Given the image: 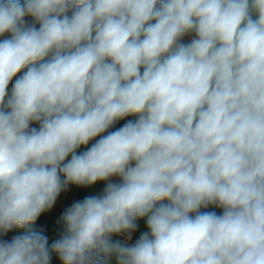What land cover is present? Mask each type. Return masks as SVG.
<instances>
[{
	"label": "clouds",
	"instance_id": "9594fccd",
	"mask_svg": "<svg viewBox=\"0 0 264 264\" xmlns=\"http://www.w3.org/2000/svg\"><path fill=\"white\" fill-rule=\"evenodd\" d=\"M98 181L60 239L32 229ZM13 228L0 264H264V0H0Z\"/></svg>",
	"mask_w": 264,
	"mask_h": 264
},
{
	"label": "crops",
	"instance_id": "0c3cea01",
	"mask_svg": "<svg viewBox=\"0 0 264 264\" xmlns=\"http://www.w3.org/2000/svg\"><path fill=\"white\" fill-rule=\"evenodd\" d=\"M11 84L9 85V89H11ZM32 126L38 127V124H33ZM96 139H99L97 137ZM95 140L89 142V147L91 146L92 143H94ZM85 150V146H81L78 151H83ZM70 158V157H69ZM102 193L101 188L99 187L98 182L95 185H92L90 187H77L75 185H71L69 189L65 192H62L60 196L57 198V201L55 205L53 206L52 209L42 213V215L52 219L55 221L62 229V225L59 223L60 217L62 216L64 210L69 207L73 202L82 200L84 197L89 196V195H99ZM218 212L222 211L221 209H214ZM138 229L132 234V239L128 241L129 244L134 243L136 239L139 238V235L141 232L147 231V226H146V219H139L138 221ZM113 239H124V237H116L114 236ZM0 240H5L2 237H0ZM115 257H112L110 260H114ZM58 264H62V261H60Z\"/></svg>",
	"mask_w": 264,
	"mask_h": 264
},
{
	"label": "trees",
	"instance_id": "16d2710c",
	"mask_svg": "<svg viewBox=\"0 0 264 264\" xmlns=\"http://www.w3.org/2000/svg\"><path fill=\"white\" fill-rule=\"evenodd\" d=\"M31 227L34 231L42 233L47 237L49 246L56 240L60 239L63 234V229L55 221L42 214ZM25 231L26 229L23 228H13L6 234L0 235V237L10 242L16 235L23 234ZM59 261L60 259L58 255L53 253L50 264H58ZM108 264H117V262L109 260Z\"/></svg>",
	"mask_w": 264,
	"mask_h": 264
},
{
	"label": "rangeland",
	"instance_id": "374dc122",
	"mask_svg": "<svg viewBox=\"0 0 264 264\" xmlns=\"http://www.w3.org/2000/svg\"><path fill=\"white\" fill-rule=\"evenodd\" d=\"M185 39H189V37H185ZM18 75H20V74H18ZM15 79V78H14ZM12 83H14V80H13V82ZM11 84V83H10ZM132 118H134V117H127V118H125L124 120H121V121H119L114 127L115 128H118V127H121L126 121H127V119H132ZM114 130V129H113ZM106 134V133H105ZM114 179H118V178H114ZM98 184H99V187L101 188V190L103 191V189H104V187H105V182H99L98 181ZM115 260V262H117L116 261V259H114ZM60 262V261H59ZM58 262V263H59Z\"/></svg>",
	"mask_w": 264,
	"mask_h": 264
}]
</instances>
